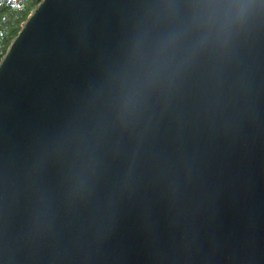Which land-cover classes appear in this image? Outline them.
Wrapping results in <instances>:
<instances>
[{
    "label": "water",
    "instance_id": "95a60500",
    "mask_svg": "<svg viewBox=\"0 0 264 264\" xmlns=\"http://www.w3.org/2000/svg\"><path fill=\"white\" fill-rule=\"evenodd\" d=\"M188 3L40 0L20 22L0 57V264H264V0H217L226 43L124 109Z\"/></svg>",
    "mask_w": 264,
    "mask_h": 264
},
{
    "label": "clouds",
    "instance_id": "9594fccd",
    "mask_svg": "<svg viewBox=\"0 0 264 264\" xmlns=\"http://www.w3.org/2000/svg\"><path fill=\"white\" fill-rule=\"evenodd\" d=\"M189 21L180 31L169 33L158 44L151 63L145 69L139 85H133L125 99L124 109L130 111L138 103L141 90L170 84L180 71L201 51L227 41L229 26H217L213 18V10L217 7V0H189ZM190 33H198L197 39L188 49L184 60L173 67L172 57L177 46Z\"/></svg>",
    "mask_w": 264,
    "mask_h": 264
},
{
    "label": "trees",
    "instance_id": "16d2710c",
    "mask_svg": "<svg viewBox=\"0 0 264 264\" xmlns=\"http://www.w3.org/2000/svg\"><path fill=\"white\" fill-rule=\"evenodd\" d=\"M40 0H0V57L20 29L30 10Z\"/></svg>",
    "mask_w": 264,
    "mask_h": 264
}]
</instances>
